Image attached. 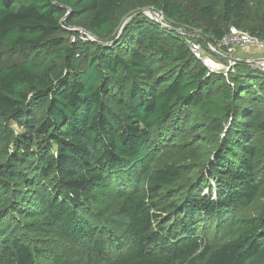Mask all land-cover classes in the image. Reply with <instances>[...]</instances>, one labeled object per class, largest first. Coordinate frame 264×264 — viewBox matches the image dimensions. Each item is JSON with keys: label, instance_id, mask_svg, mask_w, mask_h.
<instances>
[{"label": "trees", "instance_id": "16d2710c", "mask_svg": "<svg viewBox=\"0 0 264 264\" xmlns=\"http://www.w3.org/2000/svg\"><path fill=\"white\" fill-rule=\"evenodd\" d=\"M258 1L0 0V264H264V71L180 30Z\"/></svg>", "mask_w": 264, "mask_h": 264}, {"label": "built area", "instance_id": "2783aa9c", "mask_svg": "<svg viewBox=\"0 0 264 264\" xmlns=\"http://www.w3.org/2000/svg\"><path fill=\"white\" fill-rule=\"evenodd\" d=\"M91 37V36H90ZM187 43L193 55L201 61L210 72H223L226 76L235 70L238 62L244 61L235 55L237 50H259L264 51V40L241 29L231 26L229 31L216 43H206V47L199 39L192 36L187 39ZM205 48L210 54L206 53ZM245 62L251 63L264 71V58L246 59Z\"/></svg>", "mask_w": 264, "mask_h": 264}, {"label": "rangeland", "instance_id": "374dc122", "mask_svg": "<svg viewBox=\"0 0 264 264\" xmlns=\"http://www.w3.org/2000/svg\"><path fill=\"white\" fill-rule=\"evenodd\" d=\"M263 7H264V0H260L258 2L252 3L249 10H248V14L246 16V18L244 19V23H246L247 25H254V26H258V24L260 23V19L262 17V13H263ZM148 10H143V12L145 14H147L148 16H150L148 14ZM152 10V9H150ZM153 11V10H152ZM155 13L154 15V19H158L159 22H163V18L164 15L161 12H157V11H153ZM151 17V16H150ZM210 23V20L204 19L203 17L199 16L196 18V23L194 25H190V24H186V25H182V27H180V30H186L187 32L189 31L192 36L196 37V39H199L200 41H204L205 43H208V41L203 40L205 36V26H207ZM239 25L238 22H234L232 23V25ZM203 42V43H204ZM204 43L205 47L206 44ZM206 53L210 54L209 51L205 48ZM259 50H245V51H241L240 54H244L246 56V58L249 59H261L264 58V55L262 56H258V54L260 51ZM251 64V63H250ZM251 66H253L251 64ZM254 67V66H253ZM257 68V67H254ZM258 69V68H257ZM261 70V69H260ZM261 156L264 155V148H262L261 151ZM176 155L173 156H169L167 154H160L159 157H164L167 160H171L172 162H177V163H182V164H189L192 165L194 163V159L193 158H189V156L187 154H183L180 156L175 157ZM261 203H257L255 206V208H250L248 213L249 214H254L257 212L258 210V206H260ZM61 250H59L62 254L67 255L68 257H70V263L71 264H89L87 263V261H84L80 258L81 254H82V250L79 248H75L72 247L71 245H66L65 243H63L62 247H60Z\"/></svg>", "mask_w": 264, "mask_h": 264}, {"label": "water", "instance_id": "95a60500", "mask_svg": "<svg viewBox=\"0 0 264 264\" xmlns=\"http://www.w3.org/2000/svg\"><path fill=\"white\" fill-rule=\"evenodd\" d=\"M148 14H149L152 18H154L155 13H154L152 10L149 9V10H148ZM131 19H132V17L126 20V22L124 23V25H123L121 31H123V29L126 27V25L128 24V22H129ZM156 20L159 22L158 19H156ZM77 31H83V30H80V29H79V30H77ZM121 31H120V32H121ZM83 32H85V31H83ZM115 42H116V40H115L113 43H115Z\"/></svg>", "mask_w": 264, "mask_h": 264}, {"label": "crops", "instance_id": "0c3cea01", "mask_svg": "<svg viewBox=\"0 0 264 264\" xmlns=\"http://www.w3.org/2000/svg\"><path fill=\"white\" fill-rule=\"evenodd\" d=\"M241 51H243V50H237L236 52H235V55L237 56V57H239V58H241L242 60H246V59H248V58H246V57H244V56H246V55H244V54H240V52ZM258 52H260V51H258ZM244 55V56H243ZM263 56L264 55V51L263 52H260L259 54H258V56L257 57H259V56Z\"/></svg>", "mask_w": 264, "mask_h": 264}]
</instances>
